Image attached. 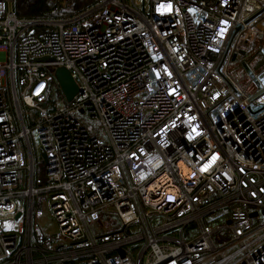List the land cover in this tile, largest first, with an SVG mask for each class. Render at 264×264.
I'll return each mask as SVG.
<instances>
[{
  "label": "built area",
  "instance_id": "obj_1",
  "mask_svg": "<svg viewBox=\"0 0 264 264\" xmlns=\"http://www.w3.org/2000/svg\"><path fill=\"white\" fill-rule=\"evenodd\" d=\"M97 1L0 0V264H264V0Z\"/></svg>",
  "mask_w": 264,
  "mask_h": 264
},
{
  "label": "trees",
  "instance_id": "obj_2",
  "mask_svg": "<svg viewBox=\"0 0 264 264\" xmlns=\"http://www.w3.org/2000/svg\"><path fill=\"white\" fill-rule=\"evenodd\" d=\"M97 0H13L14 13L26 20H66L73 18L97 5ZM56 10L55 13L52 11ZM23 113L29 111L22 107ZM35 179L45 182L44 162L37 163Z\"/></svg>",
  "mask_w": 264,
  "mask_h": 264
},
{
  "label": "rangeland",
  "instance_id": "obj_3",
  "mask_svg": "<svg viewBox=\"0 0 264 264\" xmlns=\"http://www.w3.org/2000/svg\"><path fill=\"white\" fill-rule=\"evenodd\" d=\"M230 73L231 75L237 79L238 81L242 82L244 80V73L242 72V69L241 67L239 66V62H235L230 70ZM28 126L30 125L28 122L26 123ZM100 135H102V132L99 131L98 132ZM32 147L34 149V152H33V156L34 158L37 160L38 159V162L40 163H43V159H42V156H41V152L37 146V143L35 141V137L32 135ZM112 212V210H110ZM216 216L217 218L213 221H209L208 225L211 227L213 226H216V225H222V224H225L226 223V219L223 217L222 215V212L221 211H218L216 213ZM105 221H107V224L108 226L110 227V229H119L121 227L118 219H117V216L115 214H110L109 216L105 217ZM41 226H42V229H44L45 231H49L51 232L52 230L55 229V224L53 223V221H51L50 217H46L45 219H43L41 222H40ZM0 226L7 230V229H11L13 227H15L16 225L12 222H4V223H1ZM192 229V235H196L198 232H199V229H198V226L196 223H194L191 227ZM227 232H223L221 234L222 237H225Z\"/></svg>",
  "mask_w": 264,
  "mask_h": 264
},
{
  "label": "water",
  "instance_id": "obj_4",
  "mask_svg": "<svg viewBox=\"0 0 264 264\" xmlns=\"http://www.w3.org/2000/svg\"><path fill=\"white\" fill-rule=\"evenodd\" d=\"M47 58H43L46 60ZM54 78L56 79L65 99L67 102H70L71 99L77 94L78 87L75 82L72 80L69 71L64 68H57L53 71ZM42 159L46 162L45 156L42 154ZM19 214L16 215L18 218ZM256 214H251L250 217H254Z\"/></svg>",
  "mask_w": 264,
  "mask_h": 264
}]
</instances>
